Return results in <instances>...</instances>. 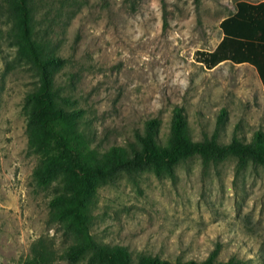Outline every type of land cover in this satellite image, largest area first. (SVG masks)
Returning <instances> with one entry per match:
<instances>
[{
  "label": "rangeland",
  "instance_id": "1",
  "mask_svg": "<svg viewBox=\"0 0 264 264\" xmlns=\"http://www.w3.org/2000/svg\"><path fill=\"white\" fill-rule=\"evenodd\" d=\"M239 1L264 0H38L48 44L63 59L56 83L80 110L78 128L108 149L134 140L145 120L161 122L164 141L172 112L181 109L192 140L219 143L233 134L249 141L264 132V93L255 70L225 62L211 70L196 62L221 39V20ZM0 18V264H23L38 240L63 257L67 239L50 220L57 180L39 187L38 158L27 147L25 94L36 78L18 60ZM223 115V124L218 125ZM90 233L95 240L163 260L200 262L216 245L217 260L264 264V169L236 174L229 159L203 168L180 164L175 178L144 172L98 189Z\"/></svg>",
  "mask_w": 264,
  "mask_h": 264
},
{
  "label": "trees",
  "instance_id": "2",
  "mask_svg": "<svg viewBox=\"0 0 264 264\" xmlns=\"http://www.w3.org/2000/svg\"><path fill=\"white\" fill-rule=\"evenodd\" d=\"M38 0H0V18H5V38L18 60L28 65L36 78L34 88L22 102L26 120L27 147L39 160L33 180L39 187L59 182L48 201L51 222L67 239L62 257L69 263L84 264H244L231 258L217 260L219 245L200 261L174 262L158 256L140 255L133 260L126 247L98 242L90 233L92 209L98 189L113 184L119 177L132 178L149 172L156 178L173 180L180 164L199 158L203 168L229 159L235 161L236 174L248 166L264 169V132L255 131L249 141L233 134L219 143L217 128L200 141L190 138L181 109L172 112L168 134L159 139L158 118L144 121L134 140L125 145L100 149L78 128L80 110L75 100L57 85L56 76L63 59L48 44V30L38 19ZM221 39L212 51H197L195 60L211 70L221 63L252 67L264 93V1L235 4V13L219 24ZM224 116L217 124H223ZM55 252L50 244L38 240L31 257L23 264H53Z\"/></svg>",
  "mask_w": 264,
  "mask_h": 264
}]
</instances>
